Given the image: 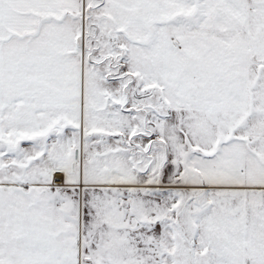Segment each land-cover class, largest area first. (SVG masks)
<instances>
[{
  "label": "snow or ice",
  "instance_id": "1",
  "mask_svg": "<svg viewBox=\"0 0 264 264\" xmlns=\"http://www.w3.org/2000/svg\"><path fill=\"white\" fill-rule=\"evenodd\" d=\"M0 264H264V0H0Z\"/></svg>",
  "mask_w": 264,
  "mask_h": 264
}]
</instances>
